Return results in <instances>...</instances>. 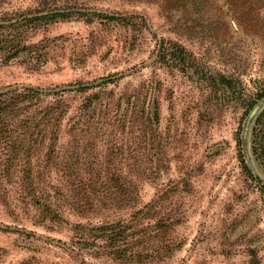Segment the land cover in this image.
<instances>
[{"label": "rangeland", "instance_id": "obj_1", "mask_svg": "<svg viewBox=\"0 0 264 264\" xmlns=\"http://www.w3.org/2000/svg\"><path fill=\"white\" fill-rule=\"evenodd\" d=\"M84 1L95 10L134 15L142 25L131 31L101 20L54 23L35 38L48 43L47 63H0V88L114 79L103 87L105 98L84 139L64 125L58 162L35 168L38 196L58 215L35 205V192L23 189L19 175L0 177V264H120L92 250L76 253L84 245L76 243L73 225L129 218L165 185L181 180L189 184L173 203L182 216L173 232L181 246L162 260L121 264H264V115L258 122L264 112V95L258 94L264 93V0H179L175 6ZM160 38L193 52L197 68L161 64ZM138 89L139 95L149 89L148 104L155 98L159 106V122L148 124L145 136L136 129L121 133L110 120L116 98ZM116 144L125 153L115 167L134 170L138 203L119 207L105 195L75 209L63 168L86 177L97 173Z\"/></svg>", "mask_w": 264, "mask_h": 264}, {"label": "trees", "instance_id": "obj_2", "mask_svg": "<svg viewBox=\"0 0 264 264\" xmlns=\"http://www.w3.org/2000/svg\"><path fill=\"white\" fill-rule=\"evenodd\" d=\"M178 3L179 0H162V4L167 6ZM10 4L11 0H0L1 64L18 60L32 66L47 63L48 43L46 39L37 41L35 38L54 23L76 19L92 24L101 20L131 31L142 25L134 15L95 10L84 0H33L25 7H12ZM157 45V57L161 64L171 65L180 71L197 68L195 55L180 42L160 38ZM113 81V78L103 77L50 87L11 84L0 88V177L19 175L23 189L30 194L35 192L32 199L35 205L42 211L58 215L59 211L50 202L38 196L35 168L43 162L47 165L58 162V142L64 125L68 126L74 138L84 139L105 98L103 87ZM98 87L101 89H96ZM140 91L138 89L136 93L116 98L117 105L114 113L110 114V120L121 133L130 130L135 133L136 129L145 136L148 124L151 126L159 122L158 101L153 98L148 104L149 89L144 95H139ZM258 94L264 95L263 92ZM252 106L253 103L249 108ZM263 115L264 112L258 122ZM238 139L241 145L243 139L240 132ZM117 146L108 152L97 173L93 172L88 177L79 172L73 173L72 168H63L65 175L69 176L67 185L75 209L83 210L94 198L105 195L119 207L138 203V192L130 180L134 170L124 171L115 167L116 162L124 159L122 154L125 153L123 147L115 149ZM80 148L79 145L73 148L78 155ZM245 168L250 172L246 163ZM188 186L182 180L168 183L151 201L135 208L129 218L100 224H74L76 243L84 245L75 252L79 254L81 250H92L94 256L107 254L120 264L170 257L182 244L173 236L176 226L182 222V216L173 203L187 191ZM101 240L104 243H100Z\"/></svg>", "mask_w": 264, "mask_h": 264}, {"label": "water", "instance_id": "obj_3", "mask_svg": "<svg viewBox=\"0 0 264 264\" xmlns=\"http://www.w3.org/2000/svg\"><path fill=\"white\" fill-rule=\"evenodd\" d=\"M255 111H257V109L254 110V113H255Z\"/></svg>", "mask_w": 264, "mask_h": 264}]
</instances>
